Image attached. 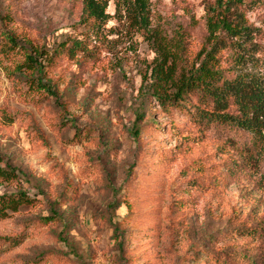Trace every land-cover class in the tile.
<instances>
[{"label": "rangeland", "instance_id": "obj_1", "mask_svg": "<svg viewBox=\"0 0 264 264\" xmlns=\"http://www.w3.org/2000/svg\"><path fill=\"white\" fill-rule=\"evenodd\" d=\"M217 1L150 0L151 27L181 34L197 52ZM241 9L264 43V0ZM12 11L13 26L0 18V29L49 47L87 40L80 0H17ZM108 13L89 50L60 61L55 96L33 99L0 54V156L37 200L0 221V264H216L213 255L229 250L264 264V118L250 131L201 125L196 110L166 113L144 81L153 49L115 18V0ZM227 112L241 116L234 105ZM73 183L77 194L64 204ZM16 190L3 185L0 194ZM53 214L55 222L43 221ZM240 228L263 234L242 237Z\"/></svg>", "mask_w": 264, "mask_h": 264}, {"label": "trees", "instance_id": "obj_2", "mask_svg": "<svg viewBox=\"0 0 264 264\" xmlns=\"http://www.w3.org/2000/svg\"><path fill=\"white\" fill-rule=\"evenodd\" d=\"M16 1L0 0V4L7 3L8 12L4 16L0 14L7 27L14 24L12 6ZM80 1V22L89 29L87 40H67L49 47L27 32L19 34L0 29V54L5 67L13 75L23 76L33 99L43 93L56 95L55 73L60 61L74 60L89 50L91 43L88 40L98 39L111 18L109 0ZM243 4L244 0H218L210 6L206 13V42L194 52L187 46L188 39L181 34L170 39L160 27H151L150 0H115V18L122 24L140 29L155 53L144 81L148 83L154 101L166 113L178 109L191 111L193 116L196 110L194 117L201 125L232 123L250 131H253L254 122L264 118V43L259 40L262 30L246 18L241 9ZM231 105L237 107L241 116L227 112ZM76 136L79 141V133H75ZM4 161L0 156V187L14 185L17 190L0 194V221L13 218L37 202L26 191L30 184L25 174ZM200 180L203 178L195 181L197 188L203 185ZM68 188L64 204L77 194L74 183ZM58 217L53 214L43 221L51 224ZM259 231L253 228L236 230L242 237L263 234ZM212 259L216 264H237L244 259L248 264H255L250 255L237 250L220 252ZM47 261V258H40L29 264H46Z\"/></svg>", "mask_w": 264, "mask_h": 264}]
</instances>
